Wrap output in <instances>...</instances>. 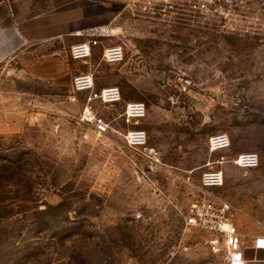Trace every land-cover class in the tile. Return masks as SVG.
I'll return each instance as SVG.
<instances>
[{"label": "rangeland", "instance_id": "374dc122", "mask_svg": "<svg viewBox=\"0 0 264 264\" xmlns=\"http://www.w3.org/2000/svg\"><path fill=\"white\" fill-rule=\"evenodd\" d=\"M18 1L33 14L65 0H0V14ZM125 2L101 9L99 24L114 13L120 27L110 23L114 36L84 61L60 40L13 42L0 60V264H221L210 233L183 218L208 167L223 170L210 191L244 232L264 231V0H168L155 17ZM109 44L122 45V61L102 59ZM82 72L93 91L121 93L114 104L92 100L106 134L78 121L87 92L69 100ZM128 101L145 105L136 123L121 115ZM133 127L145 147L125 143ZM216 133L230 146L209 152ZM240 152L258 165L235 166Z\"/></svg>", "mask_w": 264, "mask_h": 264}, {"label": "built area", "instance_id": "2783aa9c", "mask_svg": "<svg viewBox=\"0 0 264 264\" xmlns=\"http://www.w3.org/2000/svg\"><path fill=\"white\" fill-rule=\"evenodd\" d=\"M168 0H126L124 8L133 15L155 17L165 14ZM77 35L86 37L85 40L73 43L68 48L69 57L73 60H86L91 54L93 45L100 44L103 39L114 36V28L110 23L92 25L76 31ZM124 56L121 44L103 45L101 57L109 63H118ZM93 75L90 72H82L73 76V94L70 101H76V94L87 92L81 110L78 113V121L88 126L93 133L103 135L109 132L108 123L98 115L92 104L97 98L105 104H114L121 101V93L117 86H105L99 91H93ZM145 105L142 101H128L123 107L121 115L125 122H138L145 115ZM125 143L131 148L140 149L146 145L145 130L139 127L128 128L123 133ZM230 146L226 133H216L208 138L209 152L227 149ZM241 169L255 168L258 165V156L255 152H240L229 160ZM221 163L222 161H218ZM223 170L208 167L199 176L201 195L187 209L184 215V224L193 226L210 233L209 248L220 257L221 264H248L244 258L243 242L241 234L235 225V210L225 199L213 193L211 189L217 188L223 183ZM254 249H264V236L258 235L252 239Z\"/></svg>", "mask_w": 264, "mask_h": 264}, {"label": "crops", "instance_id": "0c3cea01", "mask_svg": "<svg viewBox=\"0 0 264 264\" xmlns=\"http://www.w3.org/2000/svg\"><path fill=\"white\" fill-rule=\"evenodd\" d=\"M109 1L111 0H65L61 3L54 2L33 14H25L32 7L30 2H8L4 14H0V60L11 51L13 42L18 45L60 40L69 47L85 40L86 37L77 35L76 31L103 22L102 10L108 8ZM113 16L114 13L105 21L119 28L118 24H114L116 16ZM234 221L242 237L244 258L248 264H264V249L252 247V239L258 235L264 236V231L251 230L250 234H246L236 215Z\"/></svg>", "mask_w": 264, "mask_h": 264}]
</instances>
